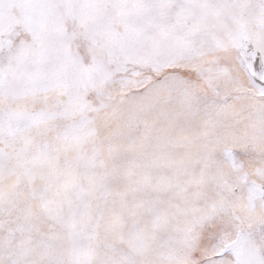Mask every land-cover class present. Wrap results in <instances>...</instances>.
<instances>
[{
  "label": "snow or ice",
  "instance_id": "obj_1",
  "mask_svg": "<svg viewBox=\"0 0 264 264\" xmlns=\"http://www.w3.org/2000/svg\"><path fill=\"white\" fill-rule=\"evenodd\" d=\"M0 264H264V0H0Z\"/></svg>",
  "mask_w": 264,
  "mask_h": 264
}]
</instances>
